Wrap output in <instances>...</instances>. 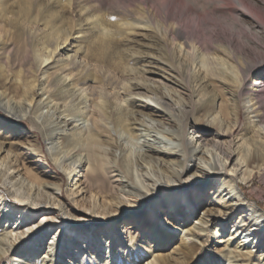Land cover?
Masks as SVG:
<instances>
[{
	"label": "bare ground",
	"instance_id": "6f19581e",
	"mask_svg": "<svg viewBox=\"0 0 264 264\" xmlns=\"http://www.w3.org/2000/svg\"><path fill=\"white\" fill-rule=\"evenodd\" d=\"M41 1L0 0V110L41 132L68 200L106 226L67 210L61 185L20 168L0 142V260L25 237L24 223L30 243L16 264L61 255L70 264H195L211 236L222 249L208 264H264V236L251 232L264 208L242 187L264 178V79L245 84L254 74L247 53L183 0H133L103 14L87 0ZM40 212L45 228L34 221ZM41 228L74 235L63 240L72 252L64 242L45 248ZM171 242L170 253L157 252Z\"/></svg>",
	"mask_w": 264,
	"mask_h": 264
},
{
	"label": "rangeland",
	"instance_id": "374dc122",
	"mask_svg": "<svg viewBox=\"0 0 264 264\" xmlns=\"http://www.w3.org/2000/svg\"><path fill=\"white\" fill-rule=\"evenodd\" d=\"M183 1L187 3L193 10L202 13L205 12L206 22L209 23L211 22L215 24L217 23L221 29L223 28L222 29L223 31L221 30V36H223V38L226 37V39L234 40L239 46L240 50L247 53L248 63L250 64L254 74H251L246 79L245 84H249L250 82H253L257 74H261L264 79V0H241L240 2L238 0H229L233 6L234 9L233 11L230 10L227 7V5L221 3L219 0H183ZM40 2L42 1L40 0ZM94 2L100 4L101 14L106 12L108 13L110 11L117 13V11L122 10L124 6H127L130 3L134 4L133 0H87L86 4H92ZM74 19L77 21L78 17L75 16ZM209 30H210L209 27L204 28L203 29L204 34H208ZM23 39L24 38L22 36L16 35L15 40H17V42L15 44L16 47L14 48L17 50V52L22 47ZM6 41L7 39L5 40L4 44H6ZM138 41L144 42L142 41V39H138ZM6 46L4 47V49L7 48ZM0 57H2V55ZM16 59H18V56ZM5 87L6 85L3 86V89ZM259 101H261V105L264 106V90L263 93L261 94V98ZM41 113L43 115H46L47 110L43 109ZM147 122L156 126L155 122H151L149 120H147ZM32 125L33 124L27 120H23V119L14 120L8 117L5 113H3L0 110V142L5 146V149H10L11 151L19 155L18 161L20 168L31 171L38 177L39 181H42L45 184L61 185L62 196L60 197H61V201L64 202V204H66L67 210H69L73 214L78 215L77 217H79V219L86 220L88 221V223L97 226L99 229H103L106 226V222L94 218L89 213L84 214V212L78 211L77 206H75L72 201L68 200L66 192L68 191L69 185L65 179V176L63 173H61L60 170L56 168V166L52 162V159L47 154L41 132L35 129L34 127H32ZM165 129L167 130L166 127ZM240 130H244L243 111H241ZM147 140L152 141L151 138H147ZM38 141L41 147L38 146L37 144ZM35 147L40 148L44 152V155H36L35 153H33L32 149ZM21 152L24 153L26 152V156L25 155L21 156L19 154ZM242 187L244 188V191L247 192L248 195L254 201H256L260 207L264 208V178L262 179L258 174H255L251 185L247 187L246 186L245 187L242 186ZM209 195L210 192L206 194V196L208 197ZM208 197L204 199L205 200L204 205L200 206L197 211L199 215L202 217H205L203 207L205 206ZM245 214H246V218L250 217L249 212ZM41 215H42L41 212L36 214L34 216V221L41 222L42 227L45 228L49 225L50 222L46 223L45 220H42V218H40ZM57 216H58L57 219L54 220L55 223L59 221L61 222L63 218L60 215ZM18 217L19 215L17 216V218ZM166 217H167V213L165 214L164 218ZM147 219H149V217ZM134 226H136V231H139V229H141L137 225ZM19 227H20V231H23L25 233V237L23 238L22 241L16 243L14 250L10 254L4 256L0 260V264H6V263L16 264L17 259L15 256L18 254V252L19 253L22 252L26 248V246L29 245L30 241L27 237L28 228L24 226V223H21ZM14 228L15 227H13V229ZM41 230L43 229L41 228L40 231ZM233 231L234 229L231 228V225H229L225 229L226 233L228 232L232 233ZM251 232H254L255 234L261 233L260 235L264 236V222L259 220L256 226L252 227ZM42 233H43L42 245L43 243L44 245L46 244L45 248H47V245L50 243L55 242V244H61L64 242L63 240L67 241V239H69L70 237H72V239L74 238V235L66 233L65 231L64 234L55 237L56 240L55 238L53 239V237L51 236L50 233H48L47 230H45ZM210 238L211 239L209 243H207L205 245V248H203L205 254L202 255V257L199 256V254H197V257L199 259L198 261L195 259V262L193 263L208 264L207 260L209 256H212L215 260L218 258L219 251L222 249V244H217V239L215 237L214 239L212 236ZM241 240L242 238L238 239V242L243 244L244 241ZM61 245H60L61 246L60 250L66 251L68 253L72 252L67 250L68 246L66 245V242H64ZM173 245H174L173 242L170 243V246L168 244L162 243L161 248L158 249L157 252H162L164 255L170 253L169 252L170 247L172 248ZM246 247H248V250L251 251L252 254H256V248H254L253 245L250 244L249 246ZM106 253L107 252L105 250H102L101 255L104 254V256L106 257ZM67 256L68 255H61L60 258L56 259L55 264H70L68 263ZM147 257H148L147 255L144 256L140 260V262H144V259H146ZM113 261H115V259H113ZM131 261L133 262V259H131ZM86 262L88 264H93V263L100 264V260L99 258H97V256L93 259V262L87 257ZM143 264H145V262Z\"/></svg>",
	"mask_w": 264,
	"mask_h": 264
}]
</instances>
